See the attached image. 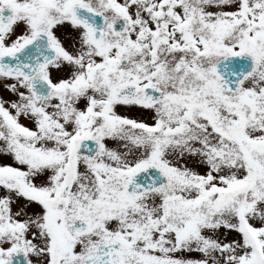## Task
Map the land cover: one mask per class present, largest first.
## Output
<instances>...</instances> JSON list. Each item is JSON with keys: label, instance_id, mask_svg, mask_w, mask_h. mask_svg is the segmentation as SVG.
I'll return each instance as SVG.
<instances>
[{"label": "snow or ice", "instance_id": "1", "mask_svg": "<svg viewBox=\"0 0 264 264\" xmlns=\"http://www.w3.org/2000/svg\"><path fill=\"white\" fill-rule=\"evenodd\" d=\"M0 264H264V0H0Z\"/></svg>", "mask_w": 264, "mask_h": 264}]
</instances>
